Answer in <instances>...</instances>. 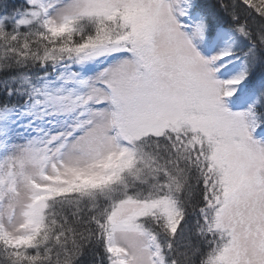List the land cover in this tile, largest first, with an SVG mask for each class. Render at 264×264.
I'll return each mask as SVG.
<instances>
[{
	"label": "snow or ice",
	"instance_id": "6c2138e0",
	"mask_svg": "<svg viewBox=\"0 0 264 264\" xmlns=\"http://www.w3.org/2000/svg\"><path fill=\"white\" fill-rule=\"evenodd\" d=\"M0 264H264V0H0Z\"/></svg>",
	"mask_w": 264,
	"mask_h": 264
}]
</instances>
